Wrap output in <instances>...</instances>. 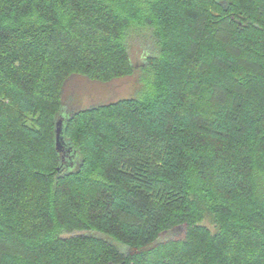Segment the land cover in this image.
Listing matches in <instances>:
<instances>
[{
	"label": "trees",
	"instance_id": "obj_1",
	"mask_svg": "<svg viewBox=\"0 0 264 264\" xmlns=\"http://www.w3.org/2000/svg\"><path fill=\"white\" fill-rule=\"evenodd\" d=\"M0 264H264V0H0Z\"/></svg>",
	"mask_w": 264,
	"mask_h": 264
},
{
	"label": "rangeland",
	"instance_id": "obj_2",
	"mask_svg": "<svg viewBox=\"0 0 264 264\" xmlns=\"http://www.w3.org/2000/svg\"><path fill=\"white\" fill-rule=\"evenodd\" d=\"M140 51L142 52V57L139 54ZM153 52L154 47H152V43L149 45V41H145L141 37L134 38L129 45V54L132 62V74L130 77L118 80L108 87L84 82L79 78H75L69 87L66 88L64 101L70 104V108L73 111L89 108L94 105L138 97L143 88L144 56H151ZM63 111L65 112V116L69 114L65 106ZM201 212V223L210 230L215 231L217 226L214 217L204 209ZM120 250L126 252L124 248H120Z\"/></svg>",
	"mask_w": 264,
	"mask_h": 264
},
{
	"label": "water",
	"instance_id": "obj_3",
	"mask_svg": "<svg viewBox=\"0 0 264 264\" xmlns=\"http://www.w3.org/2000/svg\"><path fill=\"white\" fill-rule=\"evenodd\" d=\"M69 111V110H68ZM71 115V112L69 111V114L65 116V112L63 111L61 116L57 120L56 124V149L59 152V154L64 158L62 159V166L65 163V154L70 155L68 158L70 159V166L73 167V159H71L75 155L74 148L70 146L69 142L66 140L64 135V127L65 124L68 121L69 116ZM74 152V154H72ZM72 155V156H71Z\"/></svg>",
	"mask_w": 264,
	"mask_h": 264
}]
</instances>
